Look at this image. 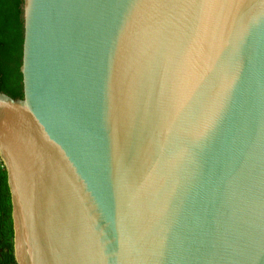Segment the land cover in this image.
<instances>
[{
	"label": "water",
	"instance_id": "1",
	"mask_svg": "<svg viewBox=\"0 0 264 264\" xmlns=\"http://www.w3.org/2000/svg\"><path fill=\"white\" fill-rule=\"evenodd\" d=\"M0 91L17 264H264V0H22Z\"/></svg>",
	"mask_w": 264,
	"mask_h": 264
},
{
	"label": "trees",
	"instance_id": "2",
	"mask_svg": "<svg viewBox=\"0 0 264 264\" xmlns=\"http://www.w3.org/2000/svg\"><path fill=\"white\" fill-rule=\"evenodd\" d=\"M22 0H0V91L22 97ZM0 159V264H17L13 252L11 201L6 171Z\"/></svg>",
	"mask_w": 264,
	"mask_h": 264
}]
</instances>
